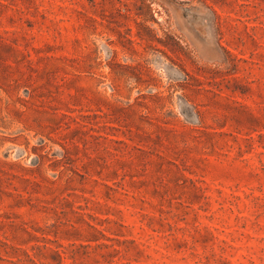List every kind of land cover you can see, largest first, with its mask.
Here are the masks:
<instances>
[{"label": "rangeland", "instance_id": "obj_1", "mask_svg": "<svg viewBox=\"0 0 264 264\" xmlns=\"http://www.w3.org/2000/svg\"><path fill=\"white\" fill-rule=\"evenodd\" d=\"M0 264H264V0H0Z\"/></svg>", "mask_w": 264, "mask_h": 264}, {"label": "trees", "instance_id": "obj_2", "mask_svg": "<svg viewBox=\"0 0 264 264\" xmlns=\"http://www.w3.org/2000/svg\"><path fill=\"white\" fill-rule=\"evenodd\" d=\"M29 258V256H27V259Z\"/></svg>", "mask_w": 264, "mask_h": 264}]
</instances>
